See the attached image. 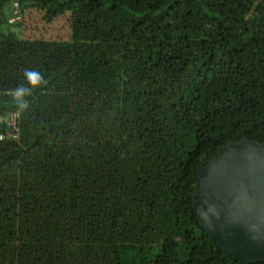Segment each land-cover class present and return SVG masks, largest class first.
<instances>
[{"label": "trees", "instance_id": "1", "mask_svg": "<svg viewBox=\"0 0 264 264\" xmlns=\"http://www.w3.org/2000/svg\"><path fill=\"white\" fill-rule=\"evenodd\" d=\"M12 111L0 264H264L191 200L218 148L264 142V0H0V130Z\"/></svg>", "mask_w": 264, "mask_h": 264}, {"label": "water", "instance_id": "2", "mask_svg": "<svg viewBox=\"0 0 264 264\" xmlns=\"http://www.w3.org/2000/svg\"><path fill=\"white\" fill-rule=\"evenodd\" d=\"M191 200L217 251L264 263V142L240 139L218 148L197 171Z\"/></svg>", "mask_w": 264, "mask_h": 264}, {"label": "built area", "instance_id": "3", "mask_svg": "<svg viewBox=\"0 0 264 264\" xmlns=\"http://www.w3.org/2000/svg\"><path fill=\"white\" fill-rule=\"evenodd\" d=\"M13 13L15 16H12L10 20L17 18L16 8H14ZM16 111L9 112L5 116L6 129L0 130V141L5 139H15L16 138Z\"/></svg>", "mask_w": 264, "mask_h": 264}, {"label": "clouds", "instance_id": "4", "mask_svg": "<svg viewBox=\"0 0 264 264\" xmlns=\"http://www.w3.org/2000/svg\"><path fill=\"white\" fill-rule=\"evenodd\" d=\"M25 76L29 82V85L32 87L38 86L41 82V77L39 76V74L37 72L26 71ZM29 93H30V90L25 89L23 87H19L15 90V96L17 99H21L22 97H24L25 95H28ZM22 103H23V101H22Z\"/></svg>", "mask_w": 264, "mask_h": 264}, {"label": "rangeland", "instance_id": "5", "mask_svg": "<svg viewBox=\"0 0 264 264\" xmlns=\"http://www.w3.org/2000/svg\"><path fill=\"white\" fill-rule=\"evenodd\" d=\"M6 14H7V13H6ZM8 14H9V13H8ZM18 21H19V18H18ZM38 21H39V20H38ZM38 21H37L36 23H39ZM31 24H32V23H31ZM51 26H52V25H51ZM51 26H50V27H51ZM19 28H20V26H19V27H18V26H15V27H14L15 30H13V31L17 33V31L19 30ZM26 31H30V30H29L28 28H26V29L23 30V32H26ZM17 34H18V33H17ZM21 35L24 36V35H26V34H21Z\"/></svg>", "mask_w": 264, "mask_h": 264}]
</instances>
